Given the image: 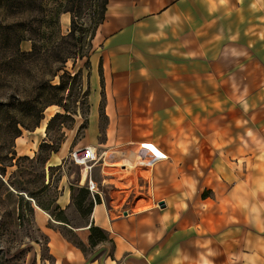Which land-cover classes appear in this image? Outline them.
<instances>
[{"label": "crops", "instance_id": "crops-1", "mask_svg": "<svg viewBox=\"0 0 264 264\" xmlns=\"http://www.w3.org/2000/svg\"><path fill=\"white\" fill-rule=\"evenodd\" d=\"M238 2L106 0L103 18L93 33L97 50L91 58L90 84L102 94L104 112H110L107 127L117 123L123 128L120 145L146 143L142 146L156 149L150 147L144 154L153 158L148 182L152 191L157 188L166 195L151 206L129 201L124 215H111L112 193L123 188L129 191L134 183L119 180L116 184L113 174L102 170L101 156L90 169L100 166L101 180L111 186L109 200L94 203L86 223L107 231L113 242L110 254L87 258L47 226V213L37 208V225L47 237L56 264H264V97L251 108L247 104L237 108L238 126L237 121L218 120L233 110L228 97L233 90L228 85L231 73H238L242 80L239 101L249 92V73L264 77V0H243L241 5L246 7L237 10ZM253 63L258 64L256 69ZM221 93L226 97L218 102L217 111L216 98ZM201 95L207 97L212 112L209 124L213 120L215 127L219 123L230 128L228 142L238 145L229 158L224 154V164L217 157L203 172V178L210 171L215 173L222 184L217 187L190 185L186 177H194L195 172L178 171V161L185 159L183 143L199 134ZM138 145L120 151L133 154ZM249 146L255 150L249 152ZM21 154L26 153L22 150ZM249 175L262 180L248 183ZM82 180L86 183L87 175ZM208 189L213 196L201 195ZM193 191L197 192L193 199L182 195ZM158 201L164 206L155 207ZM204 202L209 204L205 207ZM62 204L66 206L67 200ZM86 223L74 229L85 245Z\"/></svg>", "mask_w": 264, "mask_h": 264}, {"label": "rangeland", "instance_id": "rangeland-1", "mask_svg": "<svg viewBox=\"0 0 264 264\" xmlns=\"http://www.w3.org/2000/svg\"><path fill=\"white\" fill-rule=\"evenodd\" d=\"M99 1L0 0V101L11 103L8 111L6 108L0 109V157L6 155L8 151L14 152L11 160L0 161V167H3V173L0 171L2 173H0V264H56L55 256L47 247V237L37 225L34 214L37 208L47 213L49 217L47 226L57 230L67 242L75 246L78 236L74 229L88 221L91 209L88 213H84L86 209L84 203L80 211L77 210L71 195H76L77 186L86 185L84 180L80 181L86 175L96 187L92 193L88 191L89 198L97 195L99 202L103 200L106 203L109 200L111 186L101 180L100 166L96 165L87 170L82 164H76L71 160L70 153L78 147L93 146L96 155L104 149L107 154L105 156L104 153L102 170L112 173L116 184L119 180L134 183L129 191L123 188L120 193H112L114 201L111 203L113 205L111 215H114L113 212H121V215H124L129 201L138 200L141 206H151L153 200L166 195L157 188L152 191L149 185L148 181L154 166L150 165L152 157L136 159V153L120 151L138 144H119L123 142L121 141L123 128L117 123L116 125L111 123L110 127H107L110 112L109 110L104 112V98L102 94H98L97 89H92L90 84L88 73L91 68V58L97 50V40L93 39L96 26L92 25V15H96L98 10L96 4ZM242 2L243 0H239L237 10L246 7H242ZM69 6L74 10V38H59V34L64 35L70 26L71 12L63 11ZM17 21H23L22 33L30 38L14 42L13 39L18 31H15L12 23ZM31 41L38 45V52L34 56L23 55L18 61L9 60L13 49L17 47L20 50H28ZM72 50L83 55L70 56L73 54ZM257 66L258 64L253 63L255 69ZM231 74L233 79L228 81V85H231L233 90L228 97L231 98L233 110L226 112V119L220 115L221 112L217 115H220L219 121L230 120L233 123L240 119L239 114L234 116L239 106L242 109L247 106L251 108L258 99L264 97V77L249 73L247 80L249 92L239 101L238 87L242 80H239L238 73ZM46 82L59 85L49 91L53 94V100L58 99L66 110L56 103H50L42 110V117L37 125L29 126L28 129H23L18 124L14 126L15 121H23V107L16 104V98L43 94L46 91L43 86L47 84ZM223 97L226 95L222 93L217 95L216 99H219L217 111L218 102H224ZM200 100L197 113L200 118L199 134L190 137L188 139L190 142L183 143L181 153L184 154L185 159L178 161L180 166L178 171L180 174L195 172L194 177L192 175L186 177L190 185L209 184L217 187L222 184L215 173L210 171V175L203 178V172L217 157H222L221 163L224 164V154L229 158L230 154H235L234 148L238 145L228 142L230 128L220 126L219 123H216L215 127L213 120L209 124L208 115L211 116L212 112L208 111L207 97L201 95ZM34 107H36L35 102ZM56 113L59 115L55 116ZM127 114L123 113L124 116ZM230 115L233 117L229 118ZM51 117L53 118L49 122ZM250 117L254 119L255 113L253 112ZM119 121L123 122L121 118ZM208 125H211L210 129ZM235 125H239L238 121ZM15 127L20 129V133L12 140ZM235 129L238 130L237 127ZM214 134L217 136L213 137ZM142 144H139L137 149H140ZM110 146L114 148L106 149ZM151 148L152 151H156L155 148ZM22 150L26 154H21ZM254 150L255 147H248L249 152ZM136 163L140 164L132 170ZM120 164H125L124 170ZM221 178L224 180V177ZM226 178L225 175V180ZM257 178L262 180V177L249 175L247 182L255 183ZM213 179L218 185L213 184ZM14 188L24 189L25 192H18ZM27 192L33 194V198L42 205V208L35 205L27 196ZM221 193L218 191L217 194ZM182 195L187 199H193L197 192H183ZM201 195L211 197L213 192L208 189ZM66 200V206L62 207V203ZM119 201L122 203L119 204ZM207 203L209 204V202L201 204L206 207ZM154 206L158 208L157 204ZM195 207L200 210L198 200L195 202ZM59 210L62 211L59 217L65 219L67 223L55 220ZM85 246L84 255L87 258L99 257L105 252L110 254L112 247L109 242H105L102 247Z\"/></svg>", "mask_w": 264, "mask_h": 264}, {"label": "trees", "instance_id": "trees-1", "mask_svg": "<svg viewBox=\"0 0 264 264\" xmlns=\"http://www.w3.org/2000/svg\"><path fill=\"white\" fill-rule=\"evenodd\" d=\"M94 2L92 1L91 4H93ZM105 4H106V0H100L96 5L98 10L96 11V15L93 16L92 15V25L96 26L103 18V13H104V9H105ZM69 11L71 12V18H70V26L69 29L67 30V32L62 35L59 34V38H64V37H69V38H74V33H75V27H74V23H73V8L72 6H69L68 8H64L63 11ZM15 26V31H18V33L15 35L14 37V42L16 41H20L21 39H27L30 37H25L24 34L22 33V28H23V21H17V22H13L12 23ZM9 25V24H7ZM3 28V25L1 26V29ZM75 42L72 43V45H74ZM38 52V45L34 42L31 41L30 44V48L28 50H20L19 48H15L12 50L11 53V58L9 60L11 61H18L20 60V58L23 57V55H29V56H34L36 53ZM73 54H70V56H82L83 54L81 52L72 50L71 51ZM75 74V73H74ZM73 74V75H74ZM47 84L43 85L44 88H46L45 92L43 94L39 93L37 94V96H31V97H25V98H16V104H19V106L23 107V111H22V117H23V121L19 120V121H15L14 122V126H16V124H18L20 127H22L23 129H28V127H33L35 125H37V123L39 122V120L41 119V115H42V110L44 109V107L47 106V104L50 103H56L58 104L59 107H61L62 109L66 110L65 106L63 103H61L58 99L53 100V94L51 93V91H49V89L51 88H57L59 87L58 84H50L49 82H46ZM34 102L36 103V107L33 108V104ZM10 102L9 101H0V109L1 108H6V110L8 111L9 107H10ZM4 113H6V111H4ZM56 115H59V113H56ZM53 117H51L49 119V122L51 121ZM20 129L15 127L14 129V133L11 136V139L13 140L17 135H19ZM54 151V150H53ZM8 154H10L11 156H7ZM14 152H6V155L4 154L3 157H0V161H3V159H9L11 160L13 158ZM1 164V163H0ZM0 171L3 173V167H0ZM0 172V173H1ZM1 173V174H2ZM14 190H16L14 188ZM16 191H24V189H19ZM25 192V191H24ZM90 193L88 192L86 186H77V193L76 195H71V199L72 202L75 206V208L77 210L80 211V208L82 207V205L85 203L86 209L84 210V213H88L90 211V209L92 208V204L95 203H99V198L97 195H92L91 197L93 198H89ZM20 195V194H17ZM27 196H29L35 203V205H37L38 207L42 208V205L36 201L33 198V194L27 192ZM45 209V208H44ZM62 211L59 210L58 214L55 215V220L59 221L60 223H67L65 221V219L60 218L59 214ZM86 225H88L86 223ZM88 230V234H87V245L88 247H93L95 245H97L98 243H102V242H109L111 244V246H113V242L112 240L109 238L107 231H105L103 228L94 225L92 222L88 225L87 227ZM75 246L78 247L81 252L83 254H85V244H83L79 239L77 240V242L75 243Z\"/></svg>", "mask_w": 264, "mask_h": 264}, {"label": "built area", "instance_id": "built-area-1", "mask_svg": "<svg viewBox=\"0 0 264 264\" xmlns=\"http://www.w3.org/2000/svg\"><path fill=\"white\" fill-rule=\"evenodd\" d=\"M101 156V152L96 155L94 150L91 151L88 149V146L78 147L70 153L71 160L76 164H82L87 170H89L91 164L99 160ZM85 186L90 193H92L96 189L95 183L90 179L89 176H87Z\"/></svg>", "mask_w": 264, "mask_h": 264}, {"label": "bare ground", "instance_id": "bare-ground-1", "mask_svg": "<svg viewBox=\"0 0 264 264\" xmlns=\"http://www.w3.org/2000/svg\"><path fill=\"white\" fill-rule=\"evenodd\" d=\"M143 144H146V143H143ZM142 144V145H143ZM132 148V147H131ZM88 149L89 150H91V151H93V150H95L94 149V147L93 146H88ZM148 150H149V148H146V147H144V146H140V149H136V159H139V158H142V157H145V153L147 154L148 153ZM129 151V150H128ZM104 153H105V156H106V154H107V152L106 151H103L102 152V156H103V161L105 160V158H104ZM126 157V156H125ZM148 159V158H147ZM126 164V163H125ZM125 164H123V165H125Z\"/></svg>", "mask_w": 264, "mask_h": 264}, {"label": "water", "instance_id": "water-1", "mask_svg": "<svg viewBox=\"0 0 264 264\" xmlns=\"http://www.w3.org/2000/svg\"><path fill=\"white\" fill-rule=\"evenodd\" d=\"M157 205H158L159 207H163V206H164L162 201H158V202H157Z\"/></svg>", "mask_w": 264, "mask_h": 264}, {"label": "snow or ice", "instance_id": "snow-or-ice-1", "mask_svg": "<svg viewBox=\"0 0 264 264\" xmlns=\"http://www.w3.org/2000/svg\"><path fill=\"white\" fill-rule=\"evenodd\" d=\"M144 147H146V148H147V147H151V146L145 145ZM156 155H157V156H160V155H161V153H159V152H156Z\"/></svg>", "mask_w": 264, "mask_h": 264}]
</instances>
